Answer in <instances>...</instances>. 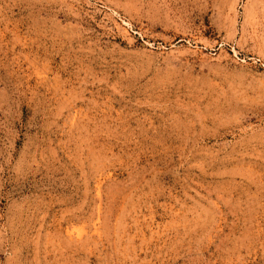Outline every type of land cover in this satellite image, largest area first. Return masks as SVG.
<instances>
[{"label":"rangeland","instance_id":"obj_1","mask_svg":"<svg viewBox=\"0 0 264 264\" xmlns=\"http://www.w3.org/2000/svg\"><path fill=\"white\" fill-rule=\"evenodd\" d=\"M0 264H264V0H0Z\"/></svg>","mask_w":264,"mask_h":264}]
</instances>
